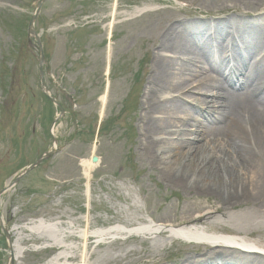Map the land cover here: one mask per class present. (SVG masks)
<instances>
[{"label":"rangeland","instance_id":"obj_1","mask_svg":"<svg viewBox=\"0 0 264 264\" xmlns=\"http://www.w3.org/2000/svg\"><path fill=\"white\" fill-rule=\"evenodd\" d=\"M39 1L0 0V191L51 150V129L59 114L41 90L37 43L29 46L28 27ZM198 1L46 0L35 32L44 52L46 86L65 111L54 129L61 152L0 197V215L9 232L8 240L0 228V264H9L8 241L14 244L17 239L15 226L58 220L66 228L74 220L83 228L82 217L88 214L93 230L131 228L152 219L174 227L199 225L209 234L241 236L264 249L263 219L252 203L226 202L223 183L201 196L174 186L137 149L141 102L153 59L151 43L163 20L212 21L206 20L207 9L206 14L220 17L219 8L233 5L219 0L211 6L210 0L197 6ZM240 2L237 11L253 10L251 18L264 14V0H259L260 8H255L254 0ZM201 69L209 68L203 62ZM235 92L231 87L230 93ZM183 103L189 110L199 108L191 99ZM93 156L99 162L88 179L82 164ZM209 212L212 215L204 221L193 223ZM213 219L218 222L212 224ZM22 238L27 251L15 264H47L63 251L26 230ZM158 240L127 237L101 245L91 240V262L103 254L111 259L109 264H180L205 256L203 245L168 241L166 234ZM259 253L247 256L263 260Z\"/></svg>","mask_w":264,"mask_h":264},{"label":"bare ground","instance_id":"obj_2","mask_svg":"<svg viewBox=\"0 0 264 264\" xmlns=\"http://www.w3.org/2000/svg\"><path fill=\"white\" fill-rule=\"evenodd\" d=\"M209 1L200 0L195 5ZM218 1L212 0L211 6ZM227 1L233 5L219 8L220 17L206 14L209 9L204 12L208 15L206 20L212 21L194 17L184 21L172 17L163 20L151 43L153 59L141 102L137 149L164 172L167 182L194 195L212 194L213 186L223 183L227 191L225 201L237 206L252 203L263 224L264 14L251 18L253 10L245 14L237 11L243 0ZM254 1L255 8L263 5ZM203 62L209 68L207 71L201 69ZM231 87L236 91L234 94L230 93ZM187 99L200 109L186 108L183 100ZM82 166L89 179L98 164L89 161ZM86 194L90 205L89 187ZM210 215L209 212L193 223L198 224ZM82 218L83 228L74 220L66 228L58 220L15 226L13 231L18 232L13 245L15 260L22 259L27 251L22 245V231L26 230L46 239L48 247L63 249L47 264H109L111 259L104 254L91 262L94 255L88 247L91 240L99 245L127 237L159 242L158 238L165 234L168 241L204 246V257L193 262L186 259L180 264H264V258L257 261L247 256L258 252L264 256L259 243L241 236L209 234L199 225L174 227L149 219L131 228L93 230L89 214ZM230 218L228 214L227 219ZM213 221L212 224L218 222ZM242 228L241 225L239 230ZM69 236L80 240L79 243H67ZM217 259L220 262H214Z\"/></svg>","mask_w":264,"mask_h":264},{"label":"water","instance_id":"obj_3","mask_svg":"<svg viewBox=\"0 0 264 264\" xmlns=\"http://www.w3.org/2000/svg\"><path fill=\"white\" fill-rule=\"evenodd\" d=\"M46 0H40L37 6V9L35 11V14L33 15L30 24H29V28H28V34L30 37L35 38V40L38 42L39 44V50H40V61H39V67H40V81H41V87L43 90V93L52 101L53 104H55L59 109H60V115L58 116V118L55 120L54 124H53V128L56 125L57 121H59L65 114L64 109L60 106V104L58 103V101L51 97L49 90L45 84V79H44V63H45V57H44V53H43V48L41 45V41L39 36L36 34L35 32V22L37 17L39 16L44 4H45ZM52 138H53V143L54 146L52 148L51 151L45 153L42 157H40L38 159V161H36L34 164H32L30 167H28L26 170H24V172L5 190L0 192V196H2L3 194H5L7 192V190L13 188L23 177H25L27 174H29L30 172H32L33 170H35L43 161L48 160L50 158H52L53 156H55L56 154L59 153V151L55 148V145L57 144V139L56 137L53 135L52 133ZM92 162L94 164H96L98 162V158L97 157H93ZM0 227L3 230V232L5 233L6 237L9 238V234L7 232V230L4 227L3 221L0 217ZM10 246V264H15V256L13 254L12 251V245L11 243L9 244Z\"/></svg>","mask_w":264,"mask_h":264}]
</instances>
